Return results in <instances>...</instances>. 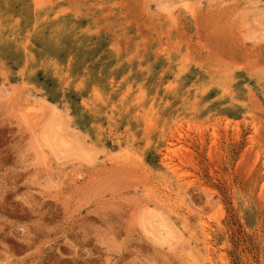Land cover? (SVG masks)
<instances>
[{"label":"rangeland","instance_id":"rangeland-1","mask_svg":"<svg viewBox=\"0 0 264 264\" xmlns=\"http://www.w3.org/2000/svg\"><path fill=\"white\" fill-rule=\"evenodd\" d=\"M0 264H264V0H0Z\"/></svg>","mask_w":264,"mask_h":264},{"label":"bare ground","instance_id":"bare-ground-1","mask_svg":"<svg viewBox=\"0 0 264 264\" xmlns=\"http://www.w3.org/2000/svg\"><path fill=\"white\" fill-rule=\"evenodd\" d=\"M262 192V191H261ZM261 195V194H260Z\"/></svg>","mask_w":264,"mask_h":264}]
</instances>
